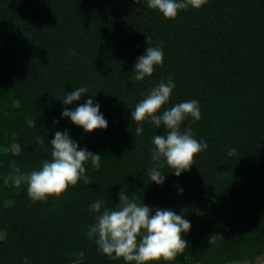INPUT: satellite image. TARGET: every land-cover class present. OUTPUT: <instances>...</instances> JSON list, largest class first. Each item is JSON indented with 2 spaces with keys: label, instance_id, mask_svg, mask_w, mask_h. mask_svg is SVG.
<instances>
[{
  "label": "trees",
  "instance_id": "obj_1",
  "mask_svg": "<svg viewBox=\"0 0 264 264\" xmlns=\"http://www.w3.org/2000/svg\"><path fill=\"white\" fill-rule=\"evenodd\" d=\"M149 37L163 48V63L135 80ZM169 76L176 87L159 111L198 99L201 118L188 116L181 131L191 128L207 147L180 176L165 165L157 184L147 174L152 137L167 129L145 120L134 135L131 111ZM79 86L89 93L75 104L96 94L107 128L84 132L61 117L62 97ZM65 129L101 153L99 168L86 162L87 179L44 200L30 198L26 182L4 183L13 162L25 173L41 167L51 158L48 141ZM122 187L192 222L183 252L149 264L264 255V0H203L175 18L142 0H0V264H135L102 253L87 236L95 215L88 205L103 198L115 207Z\"/></svg>",
  "mask_w": 264,
  "mask_h": 264
},
{
  "label": "clouds",
  "instance_id": "obj_2",
  "mask_svg": "<svg viewBox=\"0 0 264 264\" xmlns=\"http://www.w3.org/2000/svg\"><path fill=\"white\" fill-rule=\"evenodd\" d=\"M148 8L158 9L165 17L175 18L178 12L189 5L200 7L203 0H142ZM140 54L134 65L135 80L151 76L156 65L163 63L164 50L150 42ZM176 87L172 76L154 85L131 111V119L136 122L135 134L143 133V121L150 120L158 129L163 126L166 133L152 137L154 145L151 152L152 166L147 168L151 182L163 184L166 174L161 169L169 166L176 176L188 170L193 164L194 156L207 147L202 138L197 139L191 128L181 131V123L188 116L195 120L201 118L200 101L184 100L159 111L166 104ZM89 93L87 86H79L67 91L62 97L64 105L61 117L69 118L81 126L84 132L98 128H107L108 119L101 111V104L96 94L89 96L84 103L75 104L82 95ZM74 105V107H67ZM29 125L35 121L29 119ZM51 158L42 162V166L31 172H22L13 162L12 171L4 176V183L20 186L27 183V191L33 200H44L49 194H60L69 184L75 185L86 177V162L95 168L100 167L101 156L86 146L81 147L73 139L69 130H57L48 141ZM178 192L184 191L178 186ZM118 203L115 207H106L103 198L96 199L88 205L89 213L95 214L94 221L88 225L87 236L94 239L98 250L109 256L123 257L125 261L135 264H149L150 261L173 259L183 252L188 241L184 234L190 231L192 222L172 208L151 207L138 202L135 193L129 195L122 187L117 193ZM83 255V252L80 253Z\"/></svg>",
  "mask_w": 264,
  "mask_h": 264
},
{
  "label": "rangeland",
  "instance_id": "obj_3",
  "mask_svg": "<svg viewBox=\"0 0 264 264\" xmlns=\"http://www.w3.org/2000/svg\"><path fill=\"white\" fill-rule=\"evenodd\" d=\"M14 149H15L16 151H19V147H18V145H14ZM4 236H5V232H4L3 230H0V239L4 238ZM263 259H264V255L261 256V257H259L258 259H255L254 261L251 260V262H249V263L257 262V261H261V260H263Z\"/></svg>",
  "mask_w": 264,
  "mask_h": 264
},
{
  "label": "water",
  "instance_id": "obj_4",
  "mask_svg": "<svg viewBox=\"0 0 264 264\" xmlns=\"http://www.w3.org/2000/svg\"><path fill=\"white\" fill-rule=\"evenodd\" d=\"M221 264H264V259L261 261L252 262V263H242L239 261H231V262H226V263H221Z\"/></svg>",
  "mask_w": 264,
  "mask_h": 264
}]
</instances>
